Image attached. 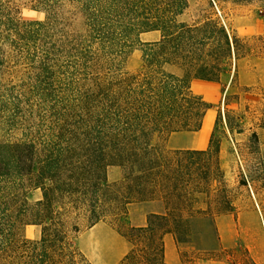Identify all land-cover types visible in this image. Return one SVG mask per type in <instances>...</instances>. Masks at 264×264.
<instances>
[{"label":"trees","instance_id":"trees-1","mask_svg":"<svg viewBox=\"0 0 264 264\" xmlns=\"http://www.w3.org/2000/svg\"><path fill=\"white\" fill-rule=\"evenodd\" d=\"M31 2L43 21L20 20L0 2V74L17 56L31 67L9 87L0 80V106L14 108L2 122L11 135L0 138V264H90L75 243L81 227L126 221L135 203L150 206L146 225L118 227L130 244L118 264H168L164 236L185 241L190 220L209 211L192 205L204 189L186 182L200 170L187 157L219 145L210 136L205 150L170 149L167 140L201 129L211 106L191 83L220 81L243 38L210 16L181 21L188 0ZM151 31L161 38L140 42ZM137 44L143 65L132 73L125 61ZM222 93L219 118L229 121L238 96ZM112 166L128 171L109 183ZM222 203L218 212L233 210ZM30 225L38 238L25 235Z\"/></svg>","mask_w":264,"mask_h":264},{"label":"rangeland","instance_id":"rangeland-1","mask_svg":"<svg viewBox=\"0 0 264 264\" xmlns=\"http://www.w3.org/2000/svg\"><path fill=\"white\" fill-rule=\"evenodd\" d=\"M0 2L7 13L20 20L45 19L44 10L31 0ZM206 16L217 18L243 38L246 45L240 48V59L233 61L220 81L207 83L195 79L199 81L194 82L192 90L211 106L206 120L212 126L210 136L219 145V152L187 157L188 161L198 162L200 170L186 177V182L204 189L192 205L209 211L190 220L188 231L182 232L185 241L177 242L175 237L174 240L182 264H264V0H188L179 19L193 22ZM160 38L159 31L139 35L142 43ZM37 55L29 51L26 57ZM16 58L4 63L1 87L15 84L30 71V63L23 56ZM142 65L143 46L137 44L126 58L125 69L134 73ZM223 89L238 96L230 102L229 121L224 116L219 118L220 110H224ZM0 108V138H9L11 132L2 122L14 108L10 103ZM127 171L109 167L108 182L120 181ZM41 196L40 189L29 193L31 200ZM223 200L230 201V213L218 212ZM134 210L130 213L128 209L126 221L112 218L92 227H81L75 243L90 264H117L122 253L129 251L130 244L118 227L126 230L137 226L138 211ZM25 235L38 238L40 227L27 226Z\"/></svg>","mask_w":264,"mask_h":264},{"label":"crops","instance_id":"crops-1","mask_svg":"<svg viewBox=\"0 0 264 264\" xmlns=\"http://www.w3.org/2000/svg\"><path fill=\"white\" fill-rule=\"evenodd\" d=\"M195 81L191 83V88ZM207 83H213L212 81H207ZM207 113L204 117L202 127L199 131L196 132H176L170 135L167 140V146L170 149H183V150H205L208 148L210 133L212 131V126L206 120ZM136 207V208H133ZM149 205L143 203L131 204L129 212L132 213L134 209L138 211L139 222L137 226L146 225L147 215L149 214ZM135 211V210H134ZM135 211V212H136ZM165 243V260L168 264H182L181 259L177 252V246L174 240V236L170 233L164 236ZM126 252H123L119 261L125 256ZM117 262V264H118Z\"/></svg>","mask_w":264,"mask_h":264}]
</instances>
